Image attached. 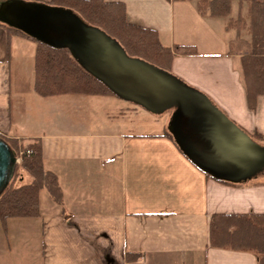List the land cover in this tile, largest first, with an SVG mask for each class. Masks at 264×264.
Returning <instances> with one entry per match:
<instances>
[{
  "label": "crops",
  "instance_id": "1",
  "mask_svg": "<svg viewBox=\"0 0 264 264\" xmlns=\"http://www.w3.org/2000/svg\"><path fill=\"white\" fill-rule=\"evenodd\" d=\"M104 1L123 3L126 21L158 32L163 45L192 49L173 58L170 73L204 93L249 136H264V96L248 108L222 19L201 16L186 0ZM22 40L0 26V136L39 139L60 196L52 200L44 192L43 201L42 192L41 216L8 220L5 228L0 223V264H257L251 252L212 248L209 221L213 214H264V182L208 178L168 138L171 113L155 123L160 131L120 130L110 121L119 101L61 95L50 97L57 100L54 108L71 106L76 117L61 112L64 118L42 125L38 136H10L11 67L22 56L15 49ZM33 84L34 77V91ZM91 103L106 108V126L89 124ZM129 253L137 259L128 260Z\"/></svg>",
  "mask_w": 264,
  "mask_h": 264
},
{
  "label": "trees",
  "instance_id": "2",
  "mask_svg": "<svg viewBox=\"0 0 264 264\" xmlns=\"http://www.w3.org/2000/svg\"><path fill=\"white\" fill-rule=\"evenodd\" d=\"M3 1L6 0L1 2ZM186 1L193 3L201 16L222 19L224 22L226 20V31H234L233 39L227 45L228 54L239 58L247 106L253 110L257 97L264 96V0ZM233 2H236L238 7L235 19L231 18ZM41 3L71 10L85 23L99 28L116 40L128 56L143 60L163 71L170 73L171 63L176 55L194 54L192 49L186 47H167L163 45L158 32L128 23L125 18V7L120 2L49 0ZM0 26L8 33L35 43L33 88L39 97L61 95L116 97L103 83L86 72L67 49L53 48L35 41L1 22ZM250 137L264 145V136L253 134ZM168 138L175 143L171 135L168 134ZM0 139L20 160L11 183L0 197V223L5 228L8 220L41 216L42 192L52 196V200L59 199L60 194H57L59 188L56 175L44 165L39 139L25 141L2 136ZM19 174L23 180L25 175L30 179L27 183L15 186ZM204 174L215 181L229 184ZM209 245L216 249L251 252L257 257V264H264V214H213L209 221ZM137 257L136 254H127L128 260Z\"/></svg>",
  "mask_w": 264,
  "mask_h": 264
},
{
  "label": "water",
  "instance_id": "3",
  "mask_svg": "<svg viewBox=\"0 0 264 264\" xmlns=\"http://www.w3.org/2000/svg\"><path fill=\"white\" fill-rule=\"evenodd\" d=\"M0 22L35 41L67 49L77 63L116 97L153 115L171 111L168 131L182 154L211 177L242 183L264 173V145L254 141L202 92L169 72L127 55L121 45L69 9L6 0ZM16 155L0 139V197Z\"/></svg>",
  "mask_w": 264,
  "mask_h": 264
},
{
  "label": "rangeland",
  "instance_id": "4",
  "mask_svg": "<svg viewBox=\"0 0 264 264\" xmlns=\"http://www.w3.org/2000/svg\"><path fill=\"white\" fill-rule=\"evenodd\" d=\"M1 1L2 0H0V2ZM237 11V4L236 2H233L231 18H236ZM242 12L244 13L245 10ZM226 23L227 21L225 20V26ZM232 31H230L232 36L231 39H233L234 35V31ZM22 44V47H15L17 53H20L21 51L22 56L19 57L17 55L19 61L17 63L15 61L14 65L11 67L12 121L9 135L30 138L32 136H38L43 131L42 125L45 123L49 124L55 122L57 118H62V115L64 118V114L61 112L68 114V117H76V111L71 108V106H64L62 107V110L58 112L59 108H54V103L57 100L53 102V99L41 98L35 94L31 88L34 77L33 54L35 43L30 40H22ZM16 89L20 91V95H17L18 91H16ZM67 98L72 100L73 97L69 96ZM112 99L119 101L122 105L119 106L116 111L114 108L110 111V116L112 117L110 118V121H116L120 130H132L134 132L160 131V126L155 123L161 121L165 115L171 113V111H166L160 115H153L131 102L122 100L118 97H112ZM91 106V108H88L87 111H85V117L88 118L89 124L90 122H94L95 124L97 122H103L101 127L106 126L107 124L105 123L108 121V118H104L101 115L106 108H101V106L95 105L94 103H91ZM23 112H25L26 116H23ZM68 117L66 119H69ZM81 118H83V116H81L80 119ZM17 165L18 164L15 165L12 176L18 170ZM24 177L25 179L23 180L21 174H19L14 185L16 186L21 183H27L30 178L26 175ZM257 177H259V179H257L258 181L264 182V173ZM41 200H45L44 192L41 195ZM23 261H25V258Z\"/></svg>",
  "mask_w": 264,
  "mask_h": 264
},
{
  "label": "built area",
  "instance_id": "5",
  "mask_svg": "<svg viewBox=\"0 0 264 264\" xmlns=\"http://www.w3.org/2000/svg\"><path fill=\"white\" fill-rule=\"evenodd\" d=\"M16 162L19 163V159L18 158L16 159Z\"/></svg>",
  "mask_w": 264,
  "mask_h": 264
}]
</instances>
